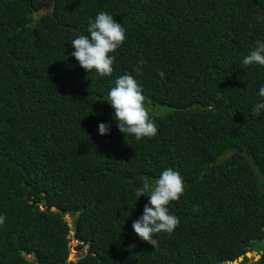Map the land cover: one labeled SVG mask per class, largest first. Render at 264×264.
<instances>
[{"label": "trees", "instance_id": "trees-1", "mask_svg": "<svg viewBox=\"0 0 264 264\" xmlns=\"http://www.w3.org/2000/svg\"><path fill=\"white\" fill-rule=\"evenodd\" d=\"M52 4L0 0V264H264V66L242 65L264 42V0H56L34 17ZM101 11L126 30L104 77L70 55ZM123 74L152 138L119 131L107 98ZM168 168L180 224L154 248L133 230L149 200L135 192Z\"/></svg>", "mask_w": 264, "mask_h": 264}, {"label": "clouds", "instance_id": "clouds-1", "mask_svg": "<svg viewBox=\"0 0 264 264\" xmlns=\"http://www.w3.org/2000/svg\"><path fill=\"white\" fill-rule=\"evenodd\" d=\"M88 32L90 36L79 35L71 42L75 50L70 55L75 57L87 72L95 71L102 77L112 76L115 62L112 53H115L126 40L125 28L112 15L101 11L94 20H90ZM242 65L264 66V42L257 41V47L244 57ZM137 71L140 69L137 68ZM159 75L163 78L165 73L161 71ZM259 96L264 97V86L260 87ZM145 101L142 86L130 74H123L115 79L114 87L110 89L107 98V102L114 109L119 131L125 136L133 135L137 141L152 138L158 132ZM262 112L264 100L253 108L255 116ZM98 130L101 135H105L110 130V124L102 122ZM135 194L137 198L147 195L149 200L144 206L142 216L133 222V230L143 241L155 248L158 246L156 234L165 232L171 235L180 224L179 218L170 213L169 205L179 201L185 194L184 180L178 172L168 168L154 183L145 181L136 189ZM4 221L5 217L0 216V225ZM75 232L74 229V236Z\"/></svg>", "mask_w": 264, "mask_h": 264}, {"label": "water", "instance_id": "water-1", "mask_svg": "<svg viewBox=\"0 0 264 264\" xmlns=\"http://www.w3.org/2000/svg\"><path fill=\"white\" fill-rule=\"evenodd\" d=\"M55 5H56V0H53V4H52L51 7H49V8H43V9L39 10L38 12H35V13H34V17H37L38 15L43 16V15H46V14H54V12H55ZM244 147H245V146H244ZM238 151H239V152H243V148L238 149ZM234 152H235L234 150H230V151H228L226 154L221 155V156L219 157V161H218V163H219L221 160L226 159L228 156H231ZM244 155H245V157H246L247 159H250V156H249L247 153H244ZM251 164H252L253 166H255V163H254V162H251ZM207 170H208V168H207ZM256 172H259V169H258V168H256ZM262 180H263V178H260V181H262ZM262 190L264 191V186L262 187ZM252 255H253V254H252L251 252H248V253H247V256L250 257V258H252ZM259 258H260V255H256V256H255V260H257V259H259ZM243 259H244V258L241 256V257L239 258L238 261H234V262H232L231 264H238V262L242 261ZM252 261H253V260L251 259V260L249 261V263H251Z\"/></svg>", "mask_w": 264, "mask_h": 264}, {"label": "rangeland", "instance_id": "rangeland-1", "mask_svg": "<svg viewBox=\"0 0 264 264\" xmlns=\"http://www.w3.org/2000/svg\"><path fill=\"white\" fill-rule=\"evenodd\" d=\"M67 220L69 222L70 225H72V221L73 219L68 215ZM81 245V241L77 240V238H75L74 236V229L71 230V241H70V248H71V255H70V259L71 260H75L79 257V254L82 253V250H79L77 247ZM29 258H34L32 255H28Z\"/></svg>", "mask_w": 264, "mask_h": 264}]
</instances>
